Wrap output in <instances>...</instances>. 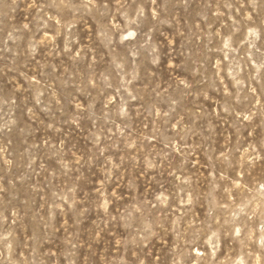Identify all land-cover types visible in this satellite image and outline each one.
Segmentation results:
<instances>
[{"label": "rangeland", "instance_id": "374dc122", "mask_svg": "<svg viewBox=\"0 0 264 264\" xmlns=\"http://www.w3.org/2000/svg\"><path fill=\"white\" fill-rule=\"evenodd\" d=\"M0 264H264V0H0Z\"/></svg>", "mask_w": 264, "mask_h": 264}]
</instances>
